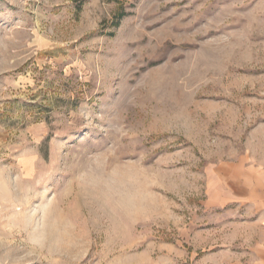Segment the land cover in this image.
Segmentation results:
<instances>
[{"label":"rangeland","instance_id":"374dc122","mask_svg":"<svg viewBox=\"0 0 264 264\" xmlns=\"http://www.w3.org/2000/svg\"><path fill=\"white\" fill-rule=\"evenodd\" d=\"M262 169L264 0H0V264H250Z\"/></svg>","mask_w":264,"mask_h":264},{"label":"crops","instance_id":"0c3cea01","mask_svg":"<svg viewBox=\"0 0 264 264\" xmlns=\"http://www.w3.org/2000/svg\"><path fill=\"white\" fill-rule=\"evenodd\" d=\"M227 175L221 185L224 193L211 196L219 207L236 202L251 212L252 224L259 228L260 233L259 240L251 248L250 264H264V169L244 174L232 171Z\"/></svg>","mask_w":264,"mask_h":264}]
</instances>
